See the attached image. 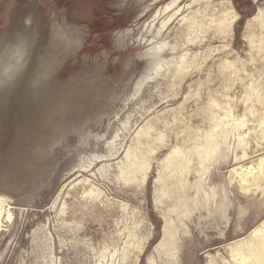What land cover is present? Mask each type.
Wrapping results in <instances>:
<instances>
[{"label": "rangeland", "instance_id": "374dc122", "mask_svg": "<svg viewBox=\"0 0 264 264\" xmlns=\"http://www.w3.org/2000/svg\"><path fill=\"white\" fill-rule=\"evenodd\" d=\"M0 202V264H264V0H0Z\"/></svg>", "mask_w": 264, "mask_h": 264}, {"label": "bare ground", "instance_id": "6f19581e", "mask_svg": "<svg viewBox=\"0 0 264 264\" xmlns=\"http://www.w3.org/2000/svg\"><path fill=\"white\" fill-rule=\"evenodd\" d=\"M6 208V204L5 202H0V214L4 213V209ZM250 247V246H248ZM248 260V259H247ZM247 260L245 262V264L247 263ZM249 261V260H248Z\"/></svg>", "mask_w": 264, "mask_h": 264}]
</instances>
